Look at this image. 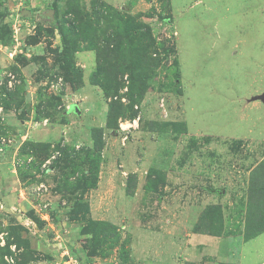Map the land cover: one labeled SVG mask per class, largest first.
<instances>
[{"label": "rangeland", "instance_id": "obj_1", "mask_svg": "<svg viewBox=\"0 0 264 264\" xmlns=\"http://www.w3.org/2000/svg\"><path fill=\"white\" fill-rule=\"evenodd\" d=\"M263 95L264 0H0V264H264Z\"/></svg>", "mask_w": 264, "mask_h": 264}, {"label": "trees", "instance_id": "obj_2", "mask_svg": "<svg viewBox=\"0 0 264 264\" xmlns=\"http://www.w3.org/2000/svg\"><path fill=\"white\" fill-rule=\"evenodd\" d=\"M63 40H64V44L68 45L66 39L63 38ZM66 53H67V46L65 47V52L63 54L66 55ZM97 139L98 138L96 135L95 141ZM259 180H260L259 174H255L253 176V180L250 185L249 209L247 213L248 221L246 223V229H245V237L247 239L253 238L264 232V175H263V179H261L260 181ZM88 209L89 206L85 205L84 210L88 211ZM97 224L107 225V223L104 224V222H98Z\"/></svg>", "mask_w": 264, "mask_h": 264}, {"label": "built area", "instance_id": "obj_3", "mask_svg": "<svg viewBox=\"0 0 264 264\" xmlns=\"http://www.w3.org/2000/svg\"><path fill=\"white\" fill-rule=\"evenodd\" d=\"M13 55H11V57H12ZM16 82V80H15V78L12 76L11 78H10V80L8 81V84H10L11 86L14 84ZM59 86H60V83H57L56 85H55V88L58 90L59 89ZM42 189H44V185L42 186V185H40L39 187H38V190H35V192H36V194H37V191H41ZM27 225L28 226H31V227H34V223L32 222V221H28V223H27ZM66 255H68V252H66ZM6 260L7 261H9V259L6 257ZM72 262V261H71Z\"/></svg>", "mask_w": 264, "mask_h": 264}, {"label": "water", "instance_id": "obj_4", "mask_svg": "<svg viewBox=\"0 0 264 264\" xmlns=\"http://www.w3.org/2000/svg\"><path fill=\"white\" fill-rule=\"evenodd\" d=\"M51 17L53 16V11L50 12L49 14ZM262 100H264V95L260 97Z\"/></svg>", "mask_w": 264, "mask_h": 264}]
</instances>
